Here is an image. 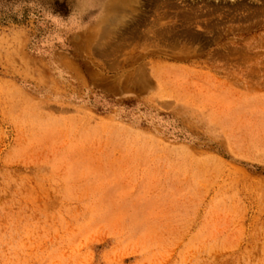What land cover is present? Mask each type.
Segmentation results:
<instances>
[{"label": "rangeland", "instance_id": "374dc122", "mask_svg": "<svg viewBox=\"0 0 264 264\" xmlns=\"http://www.w3.org/2000/svg\"><path fill=\"white\" fill-rule=\"evenodd\" d=\"M0 264H264V0H0Z\"/></svg>", "mask_w": 264, "mask_h": 264}]
</instances>
